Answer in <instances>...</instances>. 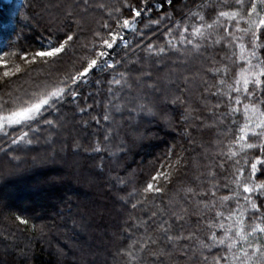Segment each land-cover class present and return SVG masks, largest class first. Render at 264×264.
I'll use <instances>...</instances> for the list:
<instances>
[{
	"label": "trees",
	"instance_id": "trees-1",
	"mask_svg": "<svg viewBox=\"0 0 264 264\" xmlns=\"http://www.w3.org/2000/svg\"><path fill=\"white\" fill-rule=\"evenodd\" d=\"M186 2L196 11V4H206L209 0H195V4L192 0H174L173 5L167 0H147L151 12H147L145 0H21L10 23L0 27L2 115L9 114L19 99H26V94H31L37 85L45 82L49 72L47 66L28 62L36 51L47 47L50 41L64 38L67 33L74 35L77 55L86 54L79 44L90 45L96 32L107 35L108 30L103 24H109L114 30L117 17L120 21L132 18L128 4L142 9L137 28L144 34L134 36L130 33L128 39L132 48L119 49L120 55H114L119 60L127 52L126 60L140 57L142 61L117 66V71L121 72L125 67L130 69L131 84L130 95L129 89H125L121 93L123 99L117 102L123 107L132 97H137L135 105L129 104L128 107L137 106L139 111L141 103L150 107L155 105L153 110L157 113L155 116L137 115L122 110L110 113L114 122L105 121L103 116L110 106L108 85L102 83L98 87L93 84L91 88L82 89L85 95L93 93L86 100L79 98V105L86 109L85 112L66 104L62 115L46 113L47 119L57 121L54 127L41 123L32 125L39 128L37 132L16 125L0 129V264H205V256L211 264L213 256L227 255L222 248H214L209 253L189 240L169 242L159 228L161 210L165 213L164 219H168L172 211L180 212L181 206L187 208L189 214L197 211L196 199L191 202L184 199L186 193L183 189L187 187L199 191L211 189L216 193L217 203L223 196L235 195V184L231 180L233 163L217 156L223 150L226 157L231 137L217 135L223 131L222 127L207 126L215 122L212 105L224 104L225 107L217 110L224 112L228 103L227 96L221 99L211 95L217 91L212 85L219 77H213L207 69L228 63L231 82L235 78L233 73L240 70L237 65H241V61L237 58L232 65L231 60L222 58L231 56L232 45L224 39L209 48L205 56H214L215 64L190 53L184 57L165 56L157 64L153 62L157 58L148 59L142 51L149 43L163 45L167 39L164 31L167 27H174L173 23L164 20L159 26L145 28L148 18L159 19L167 12L171 13L173 21H181L179 9ZM157 4L161 5L159 9ZM46 9L49 12H45ZM218 10H205L203 14L209 23L215 19ZM187 11L184 9L185 13ZM140 19L144 23H140ZM226 26L239 35L234 23ZM239 26L246 27L244 23ZM224 35L223 31L214 32L208 43ZM244 43L247 48V38ZM137 44L139 48L135 47ZM235 51L239 53L238 48ZM258 55L264 59V51H258ZM178 59L185 63L173 65L172 61ZM69 67L58 66L52 74H62ZM147 71H151V79L144 78L137 87V80ZM5 72L9 75L5 76ZM184 76L189 78L187 84ZM108 78L105 74L101 79ZM168 79L175 83L168 85ZM203 81L208 82L207 90ZM153 83L160 84L164 92L152 93L145 87ZM164 94L168 97L167 103H161ZM176 96H180L184 103L173 105L171 100ZM243 102L247 103L246 100ZM236 107L242 110V105ZM185 109L187 120L182 118ZM110 130L118 131L119 135L107 142L104 136ZM21 131L29 132L31 144L11 143ZM137 132L142 139L132 143V136ZM121 139L127 141L123 152L116 148ZM98 145L101 151H93ZM178 160L179 164L176 163ZM169 171L172 173L170 182L163 177L156 182L161 192L143 193L152 176ZM212 184H217L218 189L211 188ZM197 199L207 202L208 198ZM240 203L243 204V200ZM133 204L137 206L133 208ZM202 207L203 203L200 204ZM225 207L235 208V200L226 202ZM222 210L218 206L214 211ZM153 212L157 215L153 216ZM17 217L27 223H21ZM196 220L195 215L189 216L191 226L184 225L183 235L196 232L200 239H204L207 230L201 224L197 231ZM170 222L173 228L169 235H180V224L174 219Z\"/></svg>",
	"mask_w": 264,
	"mask_h": 264
},
{
	"label": "snow or ice",
	"instance_id": "snow-or-ice-1",
	"mask_svg": "<svg viewBox=\"0 0 264 264\" xmlns=\"http://www.w3.org/2000/svg\"><path fill=\"white\" fill-rule=\"evenodd\" d=\"M167 3L173 5L174 0H167ZM192 3L195 4V0H192ZM0 6L8 7L10 10V6L4 5V0H0ZM145 6L147 12L152 11L151 7H147V0H145ZM127 7L130 9L132 19H123L121 22L117 17L114 30L110 28L109 24H103V28L108 30L107 35L96 32L94 33L95 39L90 45L87 43L79 44V48L85 49L86 54L77 55V42L74 40V35L66 33L64 38L57 39L56 42L50 41L47 47L36 51L31 59L25 57L29 63L39 62L47 66L49 69L47 77L52 78L47 79L46 77L45 82L42 85H37L35 91L26 94V99H19L10 114L0 115V129L16 125L22 129L27 127L31 132H37L39 128H33L32 125L41 123L54 127L57 121L47 119L46 113L62 115V108L66 104L75 105L80 112H85L86 109L79 105V98L83 97L86 100L93 93L87 92L85 95L82 89L91 88L93 84L98 87L102 83L108 85V105L110 106V108H106L103 116L105 121L114 122L110 113H119L122 110H127L130 114L135 112L137 115L155 116L157 114L153 110L155 105L150 107L148 104L141 103L138 105L139 111H137V106L128 107L129 104L135 105L137 97H132L123 107L117 102L123 99L121 93L125 89H129V95L131 89L128 75L130 69L125 67V71L121 72L117 71V66L142 62L140 57L135 60H126L127 52L119 60L114 58V55H120V51L117 49L132 48L131 42L122 35L125 30L134 36L144 34L141 29L137 28V18H142L143 10L133 7L131 4H128ZM160 7V4L156 5L157 9ZM195 7L197 10L193 11L187 2L184 3L179 9L182 14L181 21H173L171 13L167 12L159 19L154 20L149 17L146 23L140 19L139 22L144 23L145 28H150L152 25L159 26L164 20L174 24V27H167L164 31L163 34L167 39L163 45L149 43L142 51L147 54L148 59L157 58L153 61L157 64L165 56L178 55V57H184L189 53L193 57H202L215 64L214 56L211 54L205 56L209 48L220 44L224 39H227L228 43L232 45L231 56L226 55L222 58L224 61L231 60L232 65H235L237 58L241 61V65H237L240 70L233 73L235 78L231 82H229L231 69L228 63H225L223 67H209L207 69L213 77H219L217 83L212 85V87L217 88V91L211 95L221 99L227 96L228 100L227 111L224 112L217 111L225 107L224 104L218 102L212 105V116L215 118V122L207 126L222 127L223 131L218 132L217 135L231 137L227 145L226 157L223 150L217 156L230 159L233 163L234 172L231 180L235 184V195L234 197L223 196L217 203L215 200L216 193L211 189L199 191L187 187L183 189L186 193L184 199L186 202L196 199L197 211L189 214L188 209L181 206L180 212L172 211L169 218L164 219L165 213L161 210L159 228L169 242L189 240L198 243L200 249H205L209 253L214 248L224 249L227 255L213 256L211 264H264V59L258 55V51H264V0H247V2L246 0H209L208 3L196 4ZM226 8H234L235 10H224ZM184 9H188L187 13L184 12ZM208 9L213 11L219 9L211 23L203 14ZM188 21L192 22L189 23ZM233 23L239 35L229 31L226 26ZM240 23H244L246 27L241 28ZM218 31H223L225 35L219 39H212L211 44H209L208 41L213 33ZM245 38L249 41L247 48L244 43ZM135 47L139 48L140 45L137 44ZM237 48L239 49L238 54L235 51ZM132 50L135 51L134 48ZM172 63L179 66L185 61L178 59ZM63 65H70L68 71L53 76V70ZM105 74L110 78L101 79ZM4 75L8 76L9 73L5 72ZM151 77V71L144 72L136 82L137 87H140L144 78L151 79ZM183 80L186 84L189 82L187 76H184ZM174 83V80H167L168 85ZM203 83L207 90L208 82L203 81ZM145 87L152 93L164 92L158 83L146 84ZM223 89L226 91L221 92ZM233 93L235 94L234 98ZM140 99H146V97ZM160 99L161 103L168 102L166 94ZM245 100L247 103L243 102ZM171 103L173 105L183 104L184 101L181 100L180 96H176L171 100ZM240 105H242V110L240 107H236ZM88 107L90 108L92 105H88ZM161 114L166 115L162 111ZM182 118L185 120L189 118L187 109L182 114ZM92 119L99 123L96 117ZM118 135V131L110 130L104 136V140L112 142ZM28 136L29 132L21 131L18 138L12 139L11 143L31 144L32 140L28 139ZM139 139L142 137L137 132L132 136L131 142L135 143ZM126 145L127 141L121 139L116 148L123 152L126 150ZM93 151L99 152L101 148L98 145ZM110 155H114V153H110ZM176 163L179 164V160ZM169 168L171 169L172 166L169 165ZM171 174V171L168 173L157 172L151 177V182L147 183L143 193L161 192L162 189L156 185V182L161 177L170 182ZM209 175L215 179L213 173L210 172ZM117 179L119 180V178ZM196 179L199 180L200 178L197 177ZM119 182L124 183L123 180H119ZM202 186L203 181H201ZM225 186L227 187V185ZM211 188L218 189V185L212 184ZM197 198L208 199L207 202H204ZM232 200H235V208L225 207V203ZM241 200H243V204L240 203ZM258 200L260 201L259 204L257 203ZM201 203H203L202 208H200ZM136 206V204L132 205L133 208ZM218 206L223 210L214 211ZM152 215L156 216L157 213L153 212ZM190 215L197 217V231H199L201 224L207 230L204 239H200L196 232H191L187 236L183 235L184 225L191 226L189 223ZM173 219L181 226L180 235H169L173 228L170 221ZM20 222L27 223L26 220L22 219ZM203 259L205 264H208V257L205 256Z\"/></svg>",
	"mask_w": 264,
	"mask_h": 264
},
{
	"label": "rangeland",
	"instance_id": "rangeland-1",
	"mask_svg": "<svg viewBox=\"0 0 264 264\" xmlns=\"http://www.w3.org/2000/svg\"><path fill=\"white\" fill-rule=\"evenodd\" d=\"M20 3H21V0H4V5H8L10 6V10L8 7H3V6H0V11H1V14H0V27H3L5 26V24L7 23H10L11 21V18L12 16L14 15L16 9L19 8L20 6ZM49 12L48 9L45 10V12ZM57 17V16H55ZM125 19H129V18H125ZM132 19V18H130ZM123 21V19H122ZM121 21V22H122ZM4 24V25H3ZM131 32L125 30L122 35L125 36L126 39H128L129 35H130ZM1 36V34H0ZM129 40V39H128ZM117 51H119V49H117ZM10 114V113H9ZM2 115H8V114H2ZM97 215V214H96ZM95 215V216H96ZM94 216V217H95Z\"/></svg>",
	"mask_w": 264,
	"mask_h": 264
}]
</instances>
